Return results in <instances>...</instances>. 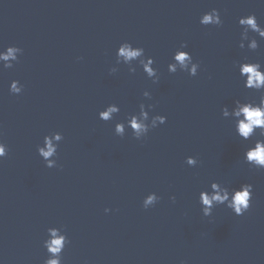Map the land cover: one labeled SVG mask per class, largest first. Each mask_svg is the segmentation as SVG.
<instances>
[{"label":"water","instance_id":"1","mask_svg":"<svg viewBox=\"0 0 264 264\" xmlns=\"http://www.w3.org/2000/svg\"><path fill=\"white\" fill-rule=\"evenodd\" d=\"M213 8L222 25H202ZM251 13L264 26V0H0V52L23 49L13 67L0 61V264H44L49 228L68 240L60 264H264V170L244 160L264 137L243 140L222 115L236 100L259 102L238 71L245 59L264 66V39L250 32L259 47H239L238 19ZM124 41L154 59L158 81L138 61L134 73L116 65ZM181 43L195 76L168 71ZM112 103L120 111L99 119ZM141 103L166 122L141 140L130 121L116 135ZM57 131L48 168L37 146ZM212 181L252 184L250 208L220 204L204 216L198 197ZM150 192L160 199L145 209Z\"/></svg>","mask_w":264,"mask_h":264},{"label":"clouds","instance_id":"2","mask_svg":"<svg viewBox=\"0 0 264 264\" xmlns=\"http://www.w3.org/2000/svg\"><path fill=\"white\" fill-rule=\"evenodd\" d=\"M202 25H222L220 12L218 9L213 8L210 11L203 13L199 21ZM238 24L242 26L240 33L239 47H247L249 50H256L259 47L258 40L255 37H250L249 33L254 32L260 38L264 39V26L258 23L254 13L246 16H241L238 19ZM247 42V44H245ZM187 47L186 43H181L180 47L173 54V62L168 64V71L175 73L177 70L187 72L190 76H195L198 72L200 65L193 61L192 55L184 50ZM23 49L15 45H9L4 52H0V61H3L4 68L13 67V62L18 60L17 53H22ZM133 61H138L146 75L156 82L159 80L157 69L153 67L154 59L151 56H145V50L140 46H133L129 41L121 42L116 49V65L121 63L129 66V72H135L136 67ZM111 73L118 71L116 66L109 69ZM238 71L243 78L245 88L256 90L260 92L259 102L252 100H236L234 106L229 109L225 106L222 109V115L225 118L231 117L234 122L235 131L237 135L243 140H248L259 129V135L264 137V66L260 62H252L247 59L238 63ZM23 85L19 81L13 80L10 84V92L19 94L21 93ZM143 96L151 98V93L147 90L143 92ZM152 108V105L144 103L139 105V112L131 114L125 121L116 122L114 125V132L116 135L123 137L126 130L129 128V121L131 122V134L137 139L141 140L146 137L150 129L158 127L160 124L166 122L165 115H152L150 116L147 109ZM116 104H108L103 110L99 111L98 117L101 120L109 121L113 118L115 113H118ZM63 139L61 132H53L45 135L42 145L37 146V152L43 158L45 166L53 168V161L47 158L57 155L58 143ZM7 146L0 142V158L7 155ZM244 160L258 170H264V139H256L254 144L248 146L244 151ZM186 163L189 166H195L197 159L194 156L186 157ZM57 161H55V166ZM253 185L250 183H242L238 188L229 189L217 181H212L209 190H201L199 193V203L201 211L204 216H210L213 208L216 205H226L236 215H243L251 206ZM160 197L155 192H150L143 199V207L145 209L153 206ZM175 201V196L170 197ZM110 211L105 208V212ZM47 231L51 233L50 238L44 240V246L49 253L48 258L44 264H60L61 252L66 243L67 237L63 232L56 228H49Z\"/></svg>","mask_w":264,"mask_h":264}]
</instances>
